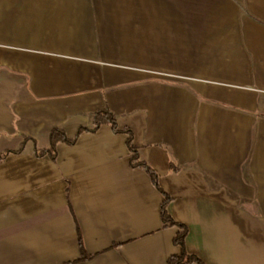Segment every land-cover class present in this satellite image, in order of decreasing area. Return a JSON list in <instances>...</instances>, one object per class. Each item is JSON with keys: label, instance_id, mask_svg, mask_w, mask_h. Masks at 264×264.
I'll return each mask as SVG.
<instances>
[{"label": "crops", "instance_id": "0c3cea01", "mask_svg": "<svg viewBox=\"0 0 264 264\" xmlns=\"http://www.w3.org/2000/svg\"><path fill=\"white\" fill-rule=\"evenodd\" d=\"M101 109L158 174L186 253L264 264V0H0V264L182 254L126 134L36 156Z\"/></svg>", "mask_w": 264, "mask_h": 264}, {"label": "trees", "instance_id": "16d2710c", "mask_svg": "<svg viewBox=\"0 0 264 264\" xmlns=\"http://www.w3.org/2000/svg\"><path fill=\"white\" fill-rule=\"evenodd\" d=\"M105 124L110 125L114 132L124 133L128 136L127 144H128V148L130 152L132 153L131 166L134 168L135 167L143 168L150 175L155 187L158 190H160V192L164 196V201L162 204V221H163L164 226L165 227L176 226L179 228V232L176 234L174 238V244H176L177 246H180L183 249V252L181 255L171 256L168 260V263L169 264H204L197 256L186 253L185 239L188 234V228L185 225L173 220V218L168 214L166 210V205L170 201V197L159 187L158 174L147 163L139 161L138 151L133 144L132 131L128 128H120L110 110L101 109V110L96 111V113L94 114L93 126L91 128L89 127L79 128L73 139H69L63 130H60V129L53 130L50 135V147L48 149H39L36 146L35 154L37 157L48 155L51 158L55 159L56 153H57L56 148L59 142H64L70 145L75 144L82 133L84 132L95 133L100 129L102 125H105ZM29 140L30 138H25V143ZM25 143L21 146V148L18 151L14 153L20 154L25 148ZM9 154H11V152H6L5 154L0 155V162H2ZM175 170L176 169L174 168V171ZM80 246H81L82 254L85 255L84 246L81 240H80Z\"/></svg>", "mask_w": 264, "mask_h": 264}]
</instances>
